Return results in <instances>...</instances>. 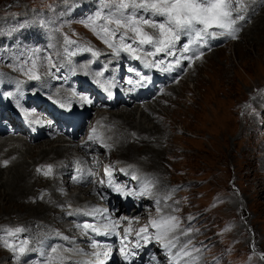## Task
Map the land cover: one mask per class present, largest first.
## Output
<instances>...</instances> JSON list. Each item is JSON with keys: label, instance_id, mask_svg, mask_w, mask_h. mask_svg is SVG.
Masks as SVG:
<instances>
[{"label": "rangeland", "instance_id": "obj_1", "mask_svg": "<svg viewBox=\"0 0 264 264\" xmlns=\"http://www.w3.org/2000/svg\"><path fill=\"white\" fill-rule=\"evenodd\" d=\"M108 2L110 0H0V73L29 80L32 76H44L54 64L62 65V59L70 61L74 54L90 50V20L100 35L105 24L111 25L109 20L102 19L107 17ZM262 17L264 15L246 28L243 36L205 54L183 80L153 102L152 110L167 107L161 110L165 113L162 121H158L156 115L139 120L140 109L133 115L136 126L149 127L155 121L163 127L158 142L152 146L153 151L145 153L144 146L135 148L133 158L150 163L163 172L165 183L174 184L170 190L174 199L165 203L167 210L163 213L150 210L159 219L175 217L174 224L178 226L173 232L186 235L177 247H172V252L176 250L179 257H184L179 264H264V202L259 198L264 195L259 186L261 181L264 185V117L258 119L255 114L264 105ZM108 48L104 43V49L99 48V51ZM211 62L218 64L211 69ZM212 80L214 88L208 85ZM174 97L182 104L170 110L166 103L172 104ZM221 104L224 108L216 112ZM208 106L217 116L224 115L220 123L215 122L214 128H209L215 132L211 133L215 136L211 140L214 146L208 140L210 131L202 112V108ZM220 125L226 126L227 131L216 132L222 129ZM41 146L45 145L41 143ZM29 147L31 150L32 146ZM164 153H167L166 158ZM10 156L17 157L15 152ZM22 157L30 161L28 156ZM133 158L120 160L115 153L110 161L117 164L115 168L124 161L134 166L136 158ZM8 170L3 168V173ZM41 170L49 172L50 168L43 166ZM16 171L14 164L9 176L1 179L8 180L9 184L3 190L0 181L2 191L10 190ZM19 179L14 178L17 185ZM165 191L168 190L158 192L159 199ZM2 194L0 221L17 211L30 215L38 210L30 202H25V207L14 206L12 202L6 204ZM155 206L159 207L158 200ZM182 218L186 221L179 222ZM29 222L24 218L20 220L21 225Z\"/></svg>", "mask_w": 264, "mask_h": 264}, {"label": "bare ground", "instance_id": "obj_2", "mask_svg": "<svg viewBox=\"0 0 264 264\" xmlns=\"http://www.w3.org/2000/svg\"><path fill=\"white\" fill-rule=\"evenodd\" d=\"M254 8L258 9V13L252 14L251 19L249 21H247L246 19L244 20L236 19L235 26L243 24V30L240 33L239 37L241 36V34L243 36V31L246 28L250 26L252 27L257 21H259V18L262 15H264V3H261L259 1H251L250 7L246 11L245 16L251 14ZM260 23L262 24L261 28H264V17L261 18ZM115 56L120 57V55L118 54H116ZM103 62L105 65L109 63L107 59H103ZM217 64L215 62H211L209 68L212 69ZM76 70H78L82 75L85 74H89L90 76L93 75L92 73H90L91 70L86 67L85 61H82L77 66ZM215 80L219 81V78L215 77ZM213 84H214L213 80L208 83L209 87L210 85H212L214 88ZM220 91L221 89L218 91V93ZM218 93L215 92V94ZM44 94L48 95L46 90ZM175 99H177V97L176 98L174 97L172 104L169 101L166 103L167 106L170 105L169 106L170 110H175L178 104H182L181 102L175 101ZM30 102L31 100H28V103ZM211 103L215 105L213 101ZM150 104H146L147 106L146 105L142 106L143 109L142 111L139 112V120L147 119V118L152 119L156 115L158 121H162V119H164L163 116L165 115V113H163L161 110L167 107L164 108L160 107L159 110H157V108L154 107L152 110V108L149 106ZM209 104L210 103L208 102V105ZM222 106L223 104H221L217 108L216 112L217 111L219 112L222 108H224V106L223 107ZM251 107L252 109H254L255 106L252 104ZM135 110L136 109L130 108L128 110L122 111L121 113L108 112L105 117L101 118V121L106 123L104 125L105 131L111 133L112 135L110 141L113 143L114 151H116L117 157L120 160L132 159L134 157L133 149L139 147L142 148V146H144V148L142 149L145 153H149L153 151L154 148L152 146H154L156 142H158V138L161 134V131L163 130V127H161L162 125L157 124L155 121L151 122L149 127H144L141 124H138L136 126L134 123L137 122L133 117V115L136 114ZM202 112H203V116L206 115L205 123L208 126L207 127L208 131H210L207 137H210L208 138V140L212 144L211 140L215 139V136H213L211 133H215V132L211 131L209 128L213 127L212 124L215 125V122L220 123L224 115L217 116L216 112L212 113L210 111L209 106L207 108L203 107ZM255 114L258 116V119L260 118L263 119L264 117V111H258V113ZM229 115H230V109L228 114H226V117L228 119V124L230 122ZM261 124L262 123L260 122V125ZM220 128L222 129L216 130V132L227 131L226 126L220 125ZM222 141L225 142L226 140L222 139ZM39 143L40 145L38 143L31 145L32 149L30 150V147L28 148V145H24V143L18 138H5L0 140L1 156L7 160V165H5L4 168L9 169L4 174L3 165L0 163V181L1 179L9 176L10 168L14 164L17 166V171L15 172L13 178L10 181V185H11L10 190L6 192V191H2L0 188V194L3 193L2 196L4 203L9 204L12 202L13 205L15 204L14 206L25 207L23 204L30 202L31 205L36 206L35 208L38 209L36 213L34 214L31 213L30 215L19 214L20 212L17 211L14 212L13 215L12 214L8 215L6 216V218H3L0 221L3 222L2 224H0V248H4V249H0V260L6 255H13L14 253L13 250H10V248L6 247L5 245H12L14 248L17 249L19 246L24 245V242L28 238L30 239L29 245H32L35 241L45 236L46 235L45 232H38L37 227L47 226L48 224H50L51 218H53V220H56L58 218H63V216L58 213L57 209L65 202H67L68 200H72L76 196L66 193L65 189H67L68 187L67 180L59 170L60 165L64 164L68 159L67 153H64L66 149L59 144L56 145V144L48 143L49 145L47 146H41V142ZM212 146L214 145L212 144ZM14 152L16 153L17 157L13 156L12 158V156L10 155H12ZM20 152H22V154ZM27 153L28 154L33 153V154L28 155ZM22 156L24 157L28 156L30 161L28 162L24 160ZM84 156L89 159V156L86 153L84 154ZM155 157L159 158L158 155H156ZM164 157L165 158L167 157V153H164ZM49 161H51L54 164L52 166V173L36 172V169L40 167L41 163H46ZM135 161H136V168L142 170L144 174H148L151 176L150 183H152V187L146 189L145 192L151 193L153 195V201L158 200L159 209L161 212H164L165 210H167L165 203L168 204L170 201L173 202L172 200L174 199L173 194L170 192V190L174 188L173 182L165 183L164 180L165 176H163V172H161L159 169H156V167H154L153 165L150 166L149 165L150 163H143L137 158L135 159ZM15 177H20L19 185H17V183L15 182L14 180ZM7 181H1V183L3 182L2 189L6 186H9ZM1 183H0V187H1ZM259 186L264 192V185L262 181L259 183ZM163 190H168V191H165L161 199H159L158 192ZM13 196H15L16 199H14ZM259 198L264 202V195L260 196ZM12 200L15 202H13ZM21 200L24 203L19 202ZM16 202L22 205H17ZM22 218L26 219L27 222L31 221L33 218L34 219L28 224L21 225L20 220ZM37 219H41L42 222L39 223ZM184 220L186 221L185 218H182L179 219L178 221L184 222ZM17 228H21L23 229V231L20 233H16L15 230ZM241 233L242 231H240L239 234ZM184 236L186 235L182 236L177 233L173 234L171 243L175 245L174 247H176L180 242H182ZM8 264H17V262L14 260V258H12Z\"/></svg>", "mask_w": 264, "mask_h": 264}, {"label": "snow or ice", "instance_id": "obj_3", "mask_svg": "<svg viewBox=\"0 0 264 264\" xmlns=\"http://www.w3.org/2000/svg\"><path fill=\"white\" fill-rule=\"evenodd\" d=\"M110 7L114 8L115 11L107 17H102V19L114 23L116 28H111L105 24L103 30L108 35L118 38L123 44L124 50L128 51L130 55L136 51H144V46L147 45L154 49V51H147V55L164 54L176 59V52L180 51L177 48V43L181 41L183 36H192L197 43H200L207 37L216 36L217 31L215 30H220L219 35L231 36L232 38H235V32L238 31V28L235 27L236 19L233 18V0H110ZM141 13H148L149 15L144 16ZM238 19L244 20L246 17L238 16ZM145 27L151 28L153 32L150 34L145 30ZM122 28L126 29V32H120ZM128 31L134 34L135 39L127 36ZM101 39L113 48L116 54H119V49L116 48L115 43L110 42L106 36H101ZM128 40H131V43H128ZM190 46L191 41L183 44V52L190 51ZM201 46H206V44ZM96 55L98 54L93 52V56ZM136 58L139 59L140 57ZM152 63L159 65L162 61L154 60ZM177 63H179V60H177ZM129 71L134 72L135 70L129 68ZM31 78L39 79L38 76H32ZM145 79L147 78L140 77L141 81ZM129 83H132V81L129 80ZM110 87L111 85L104 87L109 95L112 94L109 90ZM76 95L77 93L74 91L73 96ZM79 101L84 104L92 102L87 96H80ZM53 103H59L61 108L71 106L70 102L66 104L62 101H53ZM21 111H25V109L21 108ZM29 122L34 123L36 121ZM116 190L122 191L121 189ZM175 219V217H163L159 222H151L153 226L157 227V239L160 238L161 234H166L167 231L176 226L175 224L166 223V221H174ZM83 227L87 229L89 225L85 223ZM22 231L21 228L15 230L16 233ZM146 231V229H141L143 233H146ZM144 239H148L147 235L144 236ZM24 244L26 245L27 241ZM5 246L9 247L10 250L19 252L17 260L25 253V247H20L17 250L12 245ZM174 246L171 242L164 245L166 249ZM125 259H127V255H125Z\"/></svg>", "mask_w": 264, "mask_h": 264}]
</instances>
